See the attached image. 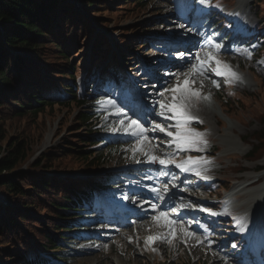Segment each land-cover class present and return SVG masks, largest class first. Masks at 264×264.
I'll return each instance as SVG.
<instances>
[{
    "label": "rangeland",
    "instance_id": "rangeland-1",
    "mask_svg": "<svg viewBox=\"0 0 264 264\" xmlns=\"http://www.w3.org/2000/svg\"><path fill=\"white\" fill-rule=\"evenodd\" d=\"M66 1L69 3L70 0ZM124 1L126 2L127 0H104L106 8L99 9L100 11H94L96 9H93L90 14H87L90 19L91 28H79V31L77 32L72 30V27L68 28L69 25L63 26L62 30H66L65 40L62 39L64 36L60 37L58 31H55V36L58 40H62V43L68 52L67 63L74 66L72 72L76 84L74 87L76 97L79 96L80 99H84L87 96L86 104L84 106H79L72 102L67 108H63L58 104L47 105L42 112L36 116L33 114L22 117L9 116L4 122L6 129L4 143H7L8 140H22L27 145L26 157L17 165V168L25 170L31 169V167L33 168V162L39 163L43 161L45 164L41 166L40 169H46L48 177L54 183V185H52L54 186V189L48 190V192L40 195V200H37L36 204L39 205L38 208H35L33 205L30 206L31 209L27 212V219L20 224L22 231L19 232L18 235H11L9 233L0 235V264H21L19 256L22 254L26 256V260H30L38 253L41 254V258L51 261L53 264H155V259L161 258L165 254H167L166 258L163 261H160V264H239L236 258L238 251L233 253L231 250L232 247L230 250L226 248V245H228L229 242H226L223 247H219L220 244L217 241H226V236L216 234V225H209L213 232L212 237L211 235L200 234V230L194 228L190 224H182L184 220L177 221L176 224H173L170 227L168 226L167 220L160 224H158V221L156 220V223L154 224L156 228L150 232H153V237H161L164 241L159 242V247L146 246V237L149 236L146 230L150 225L145 224L149 222L148 215H141L146 212L147 214L152 212L154 206L158 203L155 186H157V183L159 182H157L156 179L154 185L148 182L150 181V176L156 177V175L154 174V169H151L150 167L153 166V162H150L148 157L144 154L146 149L148 151L150 150L152 142L147 136V127L145 124L143 125L145 129L144 135L148 139L143 142L142 150H135L139 147L141 142V139L139 138L140 136L133 135L131 131H125L130 120H138L141 123L138 116L142 112L143 104L141 100L144 97L132 94L121 86L118 88L111 86L110 89H101L98 88V86H95L91 89V84L86 85L85 82L89 81L91 83L93 79L86 80L89 75L86 76L85 72L90 67L93 60L104 61L101 64V68H104L108 60L113 61V58H118V60H120V57L121 61L117 63L118 66L123 68V70L133 72L140 71L137 68L139 58H142L148 64H152V62H156L158 59L165 60L168 58H175V53L178 54V51L173 53L172 50H174V46L179 42L184 41V39L188 37H193L180 43V45L183 49H186V45H188L189 48H192L194 45L196 48L197 39L203 36L202 32L208 34L210 29L217 30V26L213 25L210 27L208 22H206L204 29L201 30L203 26L202 20L200 19L197 22L194 20L192 22L191 20L194 17L189 15L192 25H195L194 29H199V32L195 34L196 32H193V27H190V21L189 23H186L187 27H185L175 16L176 9L172 0H154V2L144 4L142 7H140L135 0L130 1V3L127 2V4H123ZM226 1L231 7H235L238 4V0ZM257 1L259 3L253 6L250 0V2L246 4L245 10L251 13V17L255 23L260 22L264 26V0ZM191 5L192 2L188 3L187 8L190 9ZM203 5L206 7L209 4L207 1H203ZM71 6V8L78 9L76 1L73 2ZM257 15L260 17L259 19ZM89 29L92 30V33L89 32ZM62 30L61 35L63 33ZM261 30H263V28H261ZM70 32L71 35L67 37ZM144 35H148V38L153 36L166 39H170L168 36H171V47L164 51L162 49V42L158 40L147 41L148 38H144ZM136 36L137 40H133ZM176 39L179 40L177 41ZM50 40L51 39H49L47 44L42 48L39 60L35 65V70L41 74L36 76L38 83L40 81L43 82L41 79L44 77H48L52 80L49 88H47L49 85H46V83L41 82V84H44L42 85V88L47 95H54V97L50 95L47 97L56 99L60 94L59 90L64 91L65 87L61 86L59 83L63 82L60 76L67 73V70L63 69L65 64L57 58V53L53 50L54 47L52 48L50 46V42L52 41ZM105 43L107 45H105ZM139 43L143 45V47L137 46ZM246 43L248 42L246 41ZM224 44L225 42H223L222 38L218 51L223 50L224 52L227 50V53L225 54L229 55L228 50L236 49L246 54L248 60H244V58L241 57L240 65L248 73L252 86L251 88H242L241 90L236 89L233 82H231V85L227 86L228 91L235 94L237 93L236 95L241 96L242 101L239 103L234 97L229 99L224 98L222 96L224 91L217 93L213 105L214 109L215 106L217 109L219 100L225 101V103L231 102V106L228 107L229 115L226 116L225 113L222 112L226 118L224 117L220 119L219 116H216L214 121L216 124L217 121H219L217 128L220 129V132H223V128L227 126L226 119L234 121L236 123L235 131L240 134L242 141L245 137L246 139L251 137L250 134L257 129L258 131L254 134H264V64L260 63H264V52H262V50L264 51V44L260 41L250 42L245 46L235 42L230 43L227 47H224ZM104 45L105 48H103ZM257 49H259V51H257ZM191 50L194 49L192 48ZM213 50H216V48ZM186 51L189 54L196 53L195 50L188 51V49H186ZM211 51L212 50L208 47L205 49V52ZM249 53H251L250 56ZM237 54L241 53L237 52ZM217 55L218 54L215 53L213 54L214 57H217ZM95 57L97 58L95 59ZM133 57H137L138 61L130 60ZM22 58L30 60V55L25 53ZM100 58H103V60ZM174 62L175 61H173V63L171 62L166 65H161L157 69H154L157 67L154 66L152 67V71H154V73L158 72V76L161 77L162 81L168 80L171 77V70L174 67L179 68L176 70L175 74L183 72L180 65ZM183 64V68H187V65H185L184 62ZM247 67H249L251 71L248 72ZM210 68L205 70L204 75L195 73V79L197 81H203L204 84L200 82L192 86L194 89L203 87V93H206V95L210 93L207 84L209 82L212 83V81L215 80L212 77H208L213 73ZM48 69L52 70V73H48ZM97 74L98 72L94 78H96ZM151 79L156 83L158 78L152 77ZM226 80L227 79H225V81ZM147 81V75L144 72H140L132 84L136 85L137 88H141L143 93L152 91L148 96L146 104H150L152 100V102L155 103L157 100L152 93H154L156 88H161L162 84L157 83L156 87L153 89ZM38 83L33 84V86H38ZM127 83L129 84L128 81ZM261 86L262 88L260 91ZM200 92H202V89H200ZM122 99L134 102V114H132V109L130 110L122 104ZM109 101H112V103H109ZM69 102H71V99ZM198 104L200 107L203 106L200 101ZM205 107L203 106L202 108L204 109ZM208 107L211 106L208 105ZM118 109L121 110L120 114L117 112ZM94 113H107V121L104 122L103 126L102 124L99 125L96 121L93 124L94 126L98 125L96 130L105 137L104 139L109 145L111 144V141H114L112 145L103 146L97 142V145L102 146L97 148L90 145L84 146L83 143L80 144V134L90 132L88 131V125H83L80 118L84 114L93 115ZM122 120L123 124H121ZM206 128L205 131L208 130V125ZM167 130L173 131V129ZM155 135L159 136V133H155ZM211 137H215L214 141H216L217 145L221 147L220 150L217 147L216 153H214L216 149H214L213 152L214 158L216 157V162L212 165L214 166L213 168H215L216 177L221 183L219 186H217V184L212 185L213 190L217 194L220 193V187L225 189L226 195L228 191L232 190L233 185L238 184L241 181H244L245 183L255 181L256 178L248 176L260 175L264 171V155L257 161L248 162L245 160L250 152V146L243 141L242 143L247 148V152L244 155L238 152H233L234 150L230 151L223 148L215 135L211 134ZM259 145L260 149L255 155L258 157L264 152V140L261 141ZM90 148V154L92 156L98 155L100 161L105 162V166L101 167L98 165H92L90 164V159H82V157H79L75 152L80 150L88 151ZM152 150L156 152L155 149ZM165 151L167 150L165 149ZM193 153L197 154L196 152ZM1 154L2 153H0V155ZM93 157L91 160H94ZM205 159L210 160L208 156L205 157ZM106 164L108 165L106 166ZM125 165H130V167L127 168L130 170L120 175V177L116 176L115 180L111 182L107 188L115 192L116 189L121 187L125 188L128 186V183H130L132 188H130L129 193H132L136 190V187H144V190L138 189V191L132 193L130 199L133 202V207L128 206V209L126 208L124 212L128 216L137 217V223L140 225L136 223V230L138 231L139 226L143 230L139 234L142 241L138 242L136 239L125 236V234L134 233L133 230L130 231L129 229L128 231L127 229H119V227H116L112 223H108L107 218L109 216L107 212L102 214L101 209L94 207V209L90 211H96V213H85V215H91V217L97 219L92 223H82V230L85 231L73 235L71 243L67 242L69 243L67 244L69 246L63 248V250L68 251L69 254L65 257L58 258L57 255L53 254L55 253L53 248H47L44 246V244L47 243V240L44 237L45 233H47L46 228H49L54 222H56L49 218V216L53 215L52 213L56 211V209L53 207L50 208L49 213L47 214V202L63 203L65 195H68L69 188L79 190L84 187L82 184L75 183V181L85 183L87 177L90 175L109 170L111 174L115 172L118 174V168ZM145 168H149V170L142 171ZM258 168H262L263 170L256 171ZM36 170L37 168L32 169V171ZM239 170L241 171L239 172ZM165 175L166 173L164 172L160 177H165ZM107 176H103L100 179ZM97 178L98 175L91 179L96 181ZM50 179L48 180L50 181ZM120 179H128L130 181L126 183L121 182ZM181 179L182 178L176 176L175 181L180 182ZM259 179L262 180L263 178L260 177ZM184 183H187V180H184ZM255 185L256 184H252L251 186L255 187ZM173 189L177 191L175 187H168L166 194L170 193ZM139 195H142L140 198L141 200L136 201ZM144 196L151 197L153 202L151 204L149 202H144ZM123 198H125L126 201L129 200L128 196H126L119 198L118 201L121 202ZM172 200L173 199L166 204L165 202L163 203V200L161 204H165V207H168ZM17 204L21 206L19 203ZM173 204L178 205L179 200H174ZM12 205L14 204L4 206L3 203L0 206H2L3 209ZM108 207L111 208L112 205H109ZM139 207L144 209L137 210ZM160 208H162V205H160ZM84 210L90 212L85 207ZM173 211L177 212L176 210ZM158 212L159 211L152 213L150 217H156L155 214ZM127 223H129V217L126 222V227L129 228L131 225H129L130 223ZM134 226L135 225L132 224V227ZM171 229H175V232L173 233ZM59 233L60 232L54 234ZM186 233H193L194 235H187ZM207 237H212L214 239L209 241L206 245L201 246L200 240ZM56 238L64 239L65 234H59ZM114 239H117V241H114ZM8 240H11L9 244L6 243ZM127 240L131 242V245L126 242ZM3 243H6V246ZM61 244H63L62 241ZM36 245L47 250V252L43 253L39 250L35 251L34 249ZM233 245L237 244L233 243ZM11 248L15 249L14 253L6 251V249L8 250ZM233 254L234 256H232ZM155 255H157V257Z\"/></svg>",
    "mask_w": 264,
    "mask_h": 264
},
{
    "label": "trees",
    "instance_id": "trees-1",
    "mask_svg": "<svg viewBox=\"0 0 264 264\" xmlns=\"http://www.w3.org/2000/svg\"><path fill=\"white\" fill-rule=\"evenodd\" d=\"M79 1L83 12L71 8V4L66 0H0V153H2L0 155V191L6 200L14 203V205L7 207L5 210L0 209V235L7 233L18 235L22 231L20 224L27 219V212L31 209L30 206L33 205L38 208L39 205L36 204L37 200H40V195L54 189V186H52L54 183L47 176L46 169H40L45 164L43 161L32 163L33 168H37L36 171H32V167L26 170L17 168V165L26 157L27 145L24 141L8 140L7 143H4L6 138L4 122L7 117H22L29 114L36 116L42 112L45 106L54 104L51 102L50 97H47L50 94L47 95L43 90L42 85L44 84H41L42 81L38 83L36 76L41 74L35 70L42 48L49 39L52 40H50V46L54 47L53 50L56 51L57 58L65 64L63 69L67 70V73L60 76L63 82L59 84L65 87L67 98L72 99V102L77 105L85 103L84 101L76 100V92L73 90L75 82L72 71L74 66L67 63L68 52L62 40H58L55 36V31H58L60 37L64 36L62 39L65 40L66 30H62L63 26L69 25L68 28L72 27V30L77 32L79 28H91L87 14H90L93 9H96L94 11H100L106 7L104 0ZM130 1L133 0L124 1L123 4L130 3ZM135 1L140 7L149 2L148 0ZM61 30L63 31L62 35ZM89 32L92 33V30L89 29ZM69 35H71V32L68 33L67 37ZM136 38L137 36L133 40H137ZM105 45L107 44L105 43ZM105 45L103 48H105ZM25 53L30 55V60L22 58ZM48 73H52V70L48 69ZM41 80H43L42 83L49 85L47 88L50 87L51 79L44 77ZM37 83L38 86H33V84ZM59 93L63 92L59 90ZM56 100L57 104L63 108H67L71 104L69 101L61 99V94L58 95ZM88 120L90 118L86 114L80 118L82 124H87L88 131H90L89 133L80 134L79 142L80 144L83 143L84 146L88 143L90 145L96 144L98 141L91 135L92 129L90 124H88ZM253 138L260 144L264 140V134L256 133ZM259 146H251L253 150L249 156L251 154L255 155L260 149ZM75 152L82 159L92 158L89 149L88 151L80 150ZM93 161L90 159V164L99 166L102 163L98 156ZM98 182L99 179L96 180L97 184ZM77 192L69 188L68 195L63 196V203L47 202V214L50 208L56 209L52 213L53 215L49 216L50 219L56 222L46 228L47 233H45L44 237L47 243L44 246L53 248L55 253L58 252L56 237L59 234L54 233H63L70 228L71 215L69 214H73L77 209L74 204V197L79 195L76 194ZM10 241L8 240L6 243L9 244ZM6 243L3 244L5 245ZM39 249H42L43 252L47 251L37 245L34 250ZM6 251L14 253L15 249H6ZM60 254L62 253L60 252L58 255ZM19 260L21 264H25L26 256L22 254L19 256Z\"/></svg>",
    "mask_w": 264,
    "mask_h": 264
},
{
    "label": "bare ground",
    "instance_id": "bare-ground-1",
    "mask_svg": "<svg viewBox=\"0 0 264 264\" xmlns=\"http://www.w3.org/2000/svg\"><path fill=\"white\" fill-rule=\"evenodd\" d=\"M247 1L248 0H238L239 7H241V8L244 7V5L247 3ZM233 14L237 15L236 12H233ZM192 48L195 49V46L193 45ZM192 48H189V46L186 45V49H188V51H194V50H191ZM194 57H195L194 54H190L187 59L183 60V62L185 63V65H187V63L193 61ZM228 65H230L231 68L236 73H238V75L240 77L239 80L235 81L237 86L240 88H251L252 83H251V80L248 76V73L244 69H242L238 63L234 64V63L230 62ZM249 70H250L249 67H247L248 72H249ZM189 81H190L189 86H191V84H193L192 78H189ZM181 85H182V83H181ZM33 88H35V87H33ZM203 97H209V99H203ZM199 99L201 100V103L203 104V106L204 107L206 106L204 109L202 108L203 106L202 107L199 106V104H198L200 101ZM45 101H46V99H45ZM214 101H215L214 93L210 97L207 95H202V92H200L199 98L193 97L189 101L191 114L207 123L209 131L211 132L212 135H215L218 138V140L220 141V145L223 148L230 150V151L234 150L233 152H238V153H241L244 155L247 152V148L242 143L240 134L235 131V129H236L235 124L236 123L234 121L226 119L227 126L225 128H223V132H220L219 131L220 129L217 128L218 125L215 123L214 119L216 118V116H220L219 112L222 113L224 111L222 110L221 107H219L220 108L219 112L216 109H214V106H213ZM209 102H211V103H209ZM208 105L211 107H208ZM151 118L158 120L159 122H163L159 119H156L153 115H151ZM198 120H196V121H198ZM196 121H192L190 124H193ZM218 122L219 121H217V123ZM29 128H31V127H29ZM161 135L162 134H159V136H161ZM157 157H160V156H157ZM213 163L214 162H210L207 164L201 163L200 165L196 166V168L200 169V171L202 173L208 175V172L211 171L212 169H214L213 168L214 166L212 165ZM160 165L161 164H159V162L153 163V166H155V167L160 166ZM169 169L172 170L173 166H170ZM148 170H149V168H145L142 171H148ZM150 177H151V178H149L150 181H148V182L151 183L152 185H154L155 177L154 176L153 177L150 176ZM248 177L256 178V180L248 182V183L241 181L240 183L233 185L232 190L228 191L225 195L235 206H238L240 209H242L241 211H239L240 212V220L238 222V225H242L244 223V221H246V224L248 223L246 233H247V236L249 238V241H248V247H247L246 252H248L250 249H253L256 251L258 250L256 243L254 241V238H255V235L258 234V232H261V228L264 227V203L262 201V199H264V171L260 175L248 176ZM260 177H262L263 179L260 180L259 179ZM256 182H258V183H256ZM159 183H161V182H159ZM159 183H157V186L159 188H161L162 186H165L163 184L160 185ZM252 184H256L255 187H252L251 186ZM178 195H179V192H177L175 189H173L170 193L166 194V198L164 199L163 203L165 202V204H166L167 202H169L171 199H173L174 197H176ZM141 196L142 195H139L137 197L136 201L141 200L140 199ZM144 202H149L151 204L153 202V200L151 199V197H145ZM156 202H155V204H156ZM3 203L4 202L1 200L0 204H3ZM165 204H161L162 207H164ZM141 209H144V208H140V207L137 208V210H141ZM152 210H153V208H152ZM183 214H185V213H183ZM146 215H148L147 212L141 216H146ZM137 224H136V226H137ZM138 225H140V224H138ZM146 241L148 244L151 243L148 241V239Z\"/></svg>",
    "mask_w": 264,
    "mask_h": 264
},
{
    "label": "snow or ice",
    "instance_id": "snow-or-ice-1",
    "mask_svg": "<svg viewBox=\"0 0 264 264\" xmlns=\"http://www.w3.org/2000/svg\"><path fill=\"white\" fill-rule=\"evenodd\" d=\"M217 49H219L220 45H215ZM251 53H249V56ZM180 57H184V53H180ZM197 64L193 66V72L198 73L200 75H204L205 69L210 68V62L215 61V67H211L210 70L214 72L217 76H225L228 78V82H233L239 80L240 77L238 73H236L230 65L227 63L222 62L221 60L215 58L212 53L205 52L204 58L202 59L199 54L195 57ZM189 78L186 76L184 81L171 88L167 89L172 93L171 95V102H166V100L159 101L160 111L158 113L159 116L165 117L166 119H173L175 120V124L173 127L175 128V132L168 131L166 127H162L160 124H156L153 130H159L160 132H165L167 136L172 137V143L175 144L178 150H197L200 151L202 148L201 145L206 146L207 141L204 139V134L201 132L196 131L194 128L190 127V123L192 121H196L199 118L192 115L190 112V104L189 101L193 98H199L200 93L199 91L193 90L189 87ZM214 85L217 87L219 86L215 80L212 81ZM161 96L164 93H160ZM203 99H209V97H203ZM112 103V101H109ZM115 106V105H113ZM118 114H120L121 110H117ZM166 112L171 113V116H166ZM123 124V120L121 121ZM125 131H131L133 135H138L141 138L140 146L135 150H142L143 142L147 141V137L144 135L145 129L143 125L138 120H130V123L127 125ZM150 162H159L161 165H167L171 163H175V161L166 158H160L155 155H152L151 152L144 153ZM201 163L207 164L210 161L201 160V159H193L189 157L188 159L184 160L181 163H176V167L180 168L183 171H194L196 166L200 165ZM196 175H200L199 171H196ZM167 186H165L166 188ZM212 215H217V213H212ZM160 217H164L165 220L168 221V226L170 227L173 224H176L177 221H173L168 218L166 213L161 212L159 217H154L153 219L159 220ZM243 231V229H240ZM174 233L175 229H171ZM186 231V230H185ZM187 235H194L193 233H186ZM161 237H149L148 241L152 242L156 239H160ZM236 247V245H233Z\"/></svg>",
    "mask_w": 264,
    "mask_h": 264
}]
</instances>
